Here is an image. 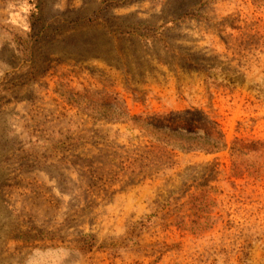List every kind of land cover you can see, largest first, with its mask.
Listing matches in <instances>:
<instances>
[{"label": "rangeland", "instance_id": "rangeland-1", "mask_svg": "<svg viewBox=\"0 0 264 264\" xmlns=\"http://www.w3.org/2000/svg\"><path fill=\"white\" fill-rule=\"evenodd\" d=\"M169 1L0 0V264H264V0H188L156 48L120 40ZM187 112L227 149L113 116ZM144 146L143 173L125 158Z\"/></svg>", "mask_w": 264, "mask_h": 264}, {"label": "trees", "instance_id": "trees-1", "mask_svg": "<svg viewBox=\"0 0 264 264\" xmlns=\"http://www.w3.org/2000/svg\"><path fill=\"white\" fill-rule=\"evenodd\" d=\"M188 0H171L163 10V22L154 30L143 23H138V27L142 32L134 31L122 32L118 35L122 42L127 41L131 44L137 45L142 50H151L156 48V40L161 41L166 28L170 29L176 26V22L180 21V17H187L188 14L183 13L187 8ZM180 13H183L182 15ZM182 18V19H183ZM181 19V20H182ZM144 28V29H143ZM163 55L170 63L174 60L181 61L180 56L174 54L166 43L163 46ZM187 61L191 60L186 58ZM204 62L206 60H203ZM199 61V63H203ZM206 71H210V66H205ZM210 80L211 78L208 77ZM233 85L234 82L230 80ZM258 98L264 99V85L255 86L252 88ZM116 120L126 121L132 123L141 133L142 136L150 138L151 143L157 144L162 148L170 149L173 152H181L183 154L202 153L204 155H212L222 152L227 149L228 145L225 141L223 132L217 121L205 114L199 112L190 114H153L151 116H128L127 114H113ZM125 123V122H124ZM143 136V137H144ZM264 150V146H262ZM234 154L238 152L234 147L230 149ZM132 156L125 158L130 161L131 166L139 169V172H145L152 166L150 158L151 152L149 146L136 148L130 153ZM206 174L202 177L203 181H211L219 172L217 166L213 163L207 167ZM207 186V185H205ZM208 187V186H207ZM210 189V188H209ZM155 215H151L150 220Z\"/></svg>", "mask_w": 264, "mask_h": 264}]
</instances>
